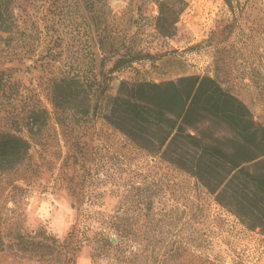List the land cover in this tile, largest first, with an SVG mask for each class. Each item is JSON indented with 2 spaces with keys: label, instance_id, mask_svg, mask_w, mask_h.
Here are the masks:
<instances>
[{
  "label": "rangeland",
  "instance_id": "obj_1",
  "mask_svg": "<svg viewBox=\"0 0 264 264\" xmlns=\"http://www.w3.org/2000/svg\"><path fill=\"white\" fill-rule=\"evenodd\" d=\"M185 1L170 37L156 28L154 0L11 1V30L0 38L6 80L0 91V131L20 133L31 146L23 162L0 171L5 245L0 264H61L63 254L48 259L40 249L20 251L17 234L39 231L62 239L86 213L136 207L141 215L137 242L148 264H161L171 253L177 256L165 264H202L203 259L264 264V234L258 227L248 228L199 180L138 149L103 118L121 80L209 74L241 99L264 128V0ZM120 56L132 60L110 71ZM64 74L93 82L95 109L79 120L67 112L60 124L51 84ZM34 105L49 115L32 136L24 122ZM201 128L205 136L215 133L216 142L226 144L219 121ZM137 194L147 197L138 204ZM187 251L196 256L190 263L184 260ZM89 253L83 245L75 252V264H91Z\"/></svg>",
  "mask_w": 264,
  "mask_h": 264
},
{
  "label": "trees",
  "instance_id": "obj_2",
  "mask_svg": "<svg viewBox=\"0 0 264 264\" xmlns=\"http://www.w3.org/2000/svg\"><path fill=\"white\" fill-rule=\"evenodd\" d=\"M11 1L0 0V38L1 33L11 30L7 17ZM154 2L158 11L156 28L161 35L170 37L186 1ZM123 57L117 58L110 71L132 60ZM5 83L0 70V91ZM92 91L90 80L69 74L55 78L51 104L57 112V122L63 124L67 112L79 115L77 120L91 114L95 109L90 101ZM104 91L105 86L100 88L101 94ZM48 115V110L38 105L27 111L24 125L29 135L42 129ZM103 118L138 149L195 177L243 224L258 227L264 234V128L255 122L249 107L216 77L186 74L163 81L121 80L117 94L109 98V110ZM215 121L225 126V145L216 142L219 137L215 133L202 134L201 126ZM30 146V139L22 134L0 131V171L23 162ZM146 197L137 194L135 200L140 204ZM136 209L95 216L86 213L62 239L52 234L40 236L39 231L27 237L20 232L18 249L28 253L40 249L48 259L63 254L61 264H75V252L88 245L91 264H148L149 256L137 242L141 215ZM4 246L0 238V248ZM174 255L162 257L161 264ZM186 255L184 260L188 263L196 257L189 251ZM201 261L214 264L207 259Z\"/></svg>",
  "mask_w": 264,
  "mask_h": 264
}]
</instances>
